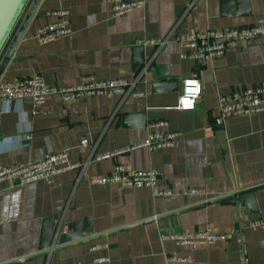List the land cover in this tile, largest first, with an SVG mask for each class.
Listing matches in <instances>:
<instances>
[{
	"label": "crops",
	"instance_id": "0c3cea01",
	"mask_svg": "<svg viewBox=\"0 0 264 264\" xmlns=\"http://www.w3.org/2000/svg\"><path fill=\"white\" fill-rule=\"evenodd\" d=\"M32 2L3 48L0 65ZM60 8L69 10L71 32L40 43L38 28L55 19L45 12ZM109 8V0H40L3 70L0 81L41 74L49 85L68 86L93 74L126 79L131 87L69 101L53 95L36 113L29 97L0 99L5 165L48 151H67L79 163L51 184L0 182V264H264V229L251 225L264 216V112L220 119L217 107L220 94L264 84V38L201 63L180 57L183 48L173 39L139 42L251 25L259 17L264 22V0H146L120 16ZM193 75L201 81V95L194 109L179 110L181 80ZM161 82L171 85L157 89ZM160 119L168 125H151ZM154 129L179 132L177 144L154 151L139 146ZM82 137L88 139L85 147ZM118 163L155 170L157 185L173 193L155 196L148 186L90 182ZM189 188L196 191L186 192ZM52 215L54 229L40 249L44 219ZM85 218L91 233L58 243L67 224L80 221L84 227ZM208 226L226 237L193 248L165 237Z\"/></svg>",
	"mask_w": 264,
	"mask_h": 264
},
{
	"label": "built area",
	"instance_id": "2783aa9c",
	"mask_svg": "<svg viewBox=\"0 0 264 264\" xmlns=\"http://www.w3.org/2000/svg\"><path fill=\"white\" fill-rule=\"evenodd\" d=\"M146 0H109V12L112 16H120L140 8ZM46 16L55 17L54 20L40 25L37 38L40 43H46L64 37L71 32L70 13L68 9H52L45 12ZM264 38V22L259 17L257 22L251 25L230 27L223 29H206L192 31L184 34H175L172 38L139 40L140 43H165L170 39L178 42L183 50L182 58H191L201 63L213 58L220 57L228 49H243L254 40ZM131 87L126 79L108 78L100 79L93 74L83 75L80 81L74 85L57 86L45 82L41 74L24 76L16 79H3L0 81V99L6 102L31 98L34 112L46 99L58 95L62 101L83 99L88 96L106 95L112 93H125ZM202 92L201 81L197 76H186L181 80V92L177 99L176 108L187 111L195 108ZM218 116L225 119L231 116H244L253 113L264 112V84H254L233 89L230 92L220 94L217 97ZM155 127H166L167 120L160 119L151 122ZM179 132L168 129H154L147 133L146 138L139 146H144L150 151L159 148L172 147L177 144ZM80 147L88 144V139H80ZM104 156H96L100 159ZM79 166V163L69 159L67 151H48L36 160L20 163L17 165H5L0 159V182L8 181L11 185L26 184L37 180H45L48 184L53 182L54 177L66 170ZM158 174L155 170H138L128 164H115L113 169L103 175L90 178L92 184H120L125 187H151L155 196L171 195V188L157 185ZM195 188H189L186 192H195ZM253 227L264 229V216L251 222ZM59 230L54 234L58 237ZM174 240L177 244L196 247L201 244H210L226 236L218 232L214 227L198 228L187 232L170 233L165 236ZM53 245L56 242H52ZM107 248V244L103 245ZM95 250V246H91ZM24 257L19 258L20 261ZM98 261H106L108 258L99 257Z\"/></svg>",
	"mask_w": 264,
	"mask_h": 264
},
{
	"label": "water",
	"instance_id": "95a60500",
	"mask_svg": "<svg viewBox=\"0 0 264 264\" xmlns=\"http://www.w3.org/2000/svg\"><path fill=\"white\" fill-rule=\"evenodd\" d=\"M30 0H0V54L5 47L15 25L17 24L18 20L21 17V14L23 13L25 7L27 6L28 2ZM40 5V0H33L29 11L26 15L24 24L22 25L21 29L17 32L15 40L11 44L7 55L3 59L1 65H0V78L3 73V70L5 69L10 56L13 54V50L16 47L19 39L23 35V32L26 28V25L30 23L33 16L35 15L38 6ZM142 56V55H141ZM135 68L138 69L141 63V60H136ZM169 82H161L156 84L157 89H167L170 87ZM144 125V124H143ZM246 197H244L245 199ZM234 200H228L226 203H231ZM247 201V200H244ZM57 218V215L48 216L44 219L43 222V228L41 231V240H40V249L44 247V245L48 242V239L52 233V230L54 229V220ZM84 227H81L80 221H75L67 224V230L60 234L58 243H66L71 240H76L83 238L84 235H87L92 232L91 226H87V219H84ZM62 222L61 220L58 222L57 228H61Z\"/></svg>",
	"mask_w": 264,
	"mask_h": 264
}]
</instances>
